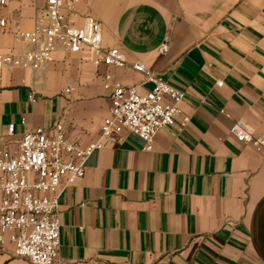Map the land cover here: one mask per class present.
<instances>
[{"label": "crops", "instance_id": "0c3cea01", "mask_svg": "<svg viewBox=\"0 0 264 264\" xmlns=\"http://www.w3.org/2000/svg\"><path fill=\"white\" fill-rule=\"evenodd\" d=\"M44 7L9 1L0 53L28 48L9 30H33ZM75 10L77 26L87 17L101 24L103 47L126 66L59 50L44 71L0 70V142L15 150L25 133L56 123L81 145L95 142L116 84L152 90L137 63L186 95L152 152L133 134L104 139L84 179L64 192L62 264H264V150L230 133L240 121L264 137V0H80ZM0 264L31 263L7 244Z\"/></svg>", "mask_w": 264, "mask_h": 264}, {"label": "built area", "instance_id": "2783aa9c", "mask_svg": "<svg viewBox=\"0 0 264 264\" xmlns=\"http://www.w3.org/2000/svg\"><path fill=\"white\" fill-rule=\"evenodd\" d=\"M9 1L0 0V11L8 7ZM79 1L44 0L45 7L37 11L33 30L13 24L9 31L14 40L28 48L21 54L0 53V70L44 71L59 50L80 54L96 66L125 67L124 54L103 47L98 21L87 17L81 26L75 24ZM0 27L7 29L5 19L0 20ZM169 48L167 37L160 52L166 54ZM134 70L145 76L152 90L142 92L138 87L116 84L109 116L103 120L95 142L81 145L71 140L62 123L25 133L15 150L0 142V248L12 244L14 256L31 264H62L59 202L68 188L84 179L86 164L102 149L103 140L119 141L129 133L143 142L145 151L152 152L159 131L176 125L186 94L141 63L135 64ZM110 79L106 76L107 81ZM217 85L223 86V82ZM30 100L35 102L34 94ZM188 122L183 118L180 127ZM14 130L15 125H10L8 136H13ZM230 133L239 142L264 150V137H256L243 122H234Z\"/></svg>", "mask_w": 264, "mask_h": 264}, {"label": "rangeland", "instance_id": "374dc122", "mask_svg": "<svg viewBox=\"0 0 264 264\" xmlns=\"http://www.w3.org/2000/svg\"><path fill=\"white\" fill-rule=\"evenodd\" d=\"M41 8H37L36 10L38 11V10H40Z\"/></svg>", "mask_w": 264, "mask_h": 264}]
</instances>
